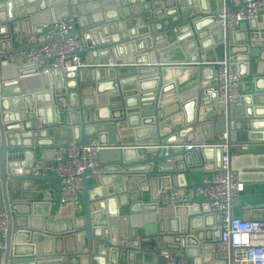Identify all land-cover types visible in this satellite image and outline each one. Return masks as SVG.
Masks as SVG:
<instances>
[{
  "label": "water",
  "instance_id": "water-1",
  "mask_svg": "<svg viewBox=\"0 0 264 264\" xmlns=\"http://www.w3.org/2000/svg\"><path fill=\"white\" fill-rule=\"evenodd\" d=\"M228 1L0 0V207L8 219L0 264H165L178 253L191 264H226L207 201L158 202L168 190L202 185L203 162L220 168L221 149L211 145L224 134L235 153L264 156V17L225 34L216 14ZM62 21L72 23L88 68L37 75L38 64L2 61L38 49L28 37ZM223 60L243 81L228 107L204 85ZM199 62L198 84L182 89V68L170 65ZM93 138L106 147L102 172L83 173L77 213L58 204L57 173L32 174L34 149ZM189 144L209 146L186 151Z\"/></svg>",
  "mask_w": 264,
  "mask_h": 264
},
{
  "label": "built area",
  "instance_id": "built-area-1",
  "mask_svg": "<svg viewBox=\"0 0 264 264\" xmlns=\"http://www.w3.org/2000/svg\"><path fill=\"white\" fill-rule=\"evenodd\" d=\"M237 10L223 5L216 14L218 23L225 34L234 33L240 27L251 21L264 17V0H240ZM73 26L70 21L53 22L42 27L28 37V44L41 43L38 49H28L14 54H7L2 61L7 63L38 64L37 75L52 73L77 72L88 68L87 63L80 62L83 45L78 36H70ZM197 65H203L197 63ZM110 59L109 67H114ZM214 74L212 84L216 92L215 103L228 107L239 101L242 96L243 81L236 71L231 70L227 60L212 64ZM208 144L186 145V151L198 150ZM221 149L220 168L212 179L202 181L185 189L183 195L174 190L160 194L161 207H186L193 200L207 201L210 212L219 215L220 240L219 249L225 253L226 264H264V219L244 220L233 216L234 207L239 205L244 185L240 181L239 172L231 165V146L229 135L221 136L219 144L211 145ZM106 149L93 138L87 145L70 142L67 145L51 148L52 163L36 160L33 164V175H46L55 172L59 176L60 206H72L74 210L81 208L83 189L82 175L86 169L100 174L96 170L99 165V153ZM8 228L7 213L0 207V249L6 237ZM165 264H191L183 253L171 254L165 257Z\"/></svg>",
  "mask_w": 264,
  "mask_h": 264
},
{
  "label": "crops",
  "instance_id": "crops-1",
  "mask_svg": "<svg viewBox=\"0 0 264 264\" xmlns=\"http://www.w3.org/2000/svg\"><path fill=\"white\" fill-rule=\"evenodd\" d=\"M227 5L229 6V8L234 9L239 5V3L234 0H229ZM209 58L210 61L216 60L217 55H210ZM170 66L182 68L183 78L179 81L180 87L182 89L186 90L187 88H191L198 84V81L200 80L202 75L201 65L187 63L173 64ZM207 75L211 76L213 75V72L211 74L209 72ZM211 84L212 80L210 79L204 82L205 86H210ZM34 154L35 158L33 159V164L36 160L40 159L48 162L52 161L53 155L50 149H34ZM28 158L29 162H31L32 157L29 155L27 156V159ZM214 159L215 155L213 154V160ZM231 165L233 169L239 172L240 181L244 185V191L241 194L239 205L234 207L233 209V216L248 221L264 219V156L239 155L232 151ZM202 168L203 170L196 174V177L201 181L212 179L217 171V169L215 168V162L213 161H210L208 163L203 162ZM188 180L190 184L195 183V180L191 176H188ZM57 193L58 191L56 190V195ZM56 206L55 209H57ZM76 212L81 213L82 208L76 210ZM209 223L211 222L209 221Z\"/></svg>",
  "mask_w": 264,
  "mask_h": 264
}]
</instances>
